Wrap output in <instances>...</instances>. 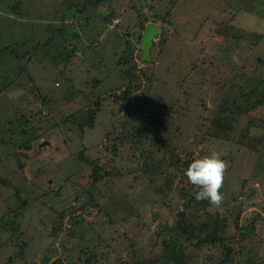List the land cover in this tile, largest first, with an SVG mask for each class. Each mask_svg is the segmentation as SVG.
Masks as SVG:
<instances>
[{"label": "rangeland", "instance_id": "374dc122", "mask_svg": "<svg viewBox=\"0 0 264 264\" xmlns=\"http://www.w3.org/2000/svg\"><path fill=\"white\" fill-rule=\"evenodd\" d=\"M93 1L0 0V264H264V0Z\"/></svg>", "mask_w": 264, "mask_h": 264}, {"label": "clouds", "instance_id": "9594fccd", "mask_svg": "<svg viewBox=\"0 0 264 264\" xmlns=\"http://www.w3.org/2000/svg\"><path fill=\"white\" fill-rule=\"evenodd\" d=\"M227 165L218 151L191 160L183 170L186 180L198 187L194 198L198 201L207 200L211 205L219 206L223 193L219 191Z\"/></svg>", "mask_w": 264, "mask_h": 264}, {"label": "trees", "instance_id": "16d2710c", "mask_svg": "<svg viewBox=\"0 0 264 264\" xmlns=\"http://www.w3.org/2000/svg\"><path fill=\"white\" fill-rule=\"evenodd\" d=\"M98 1L101 2V0H95L93 2H98ZM160 38H161V35H160ZM160 42L163 43L165 41H163L162 39H160ZM4 49L5 50H10L9 51L10 55H14L15 54L12 51V49L9 48V47H4ZM129 78H131V77H129ZM94 115L95 114H93V116H91L90 120L87 123L85 122L83 124V125H85L87 127V129L94 128V126L92 124L93 123V119L95 117ZM218 125H220V121H218ZM80 155H81V158L84 160L83 153L80 154ZM94 172H95V174L92 176L93 186L96 185L98 183V181H99V179H98L99 175H98V173H96L97 172L96 167L94 168ZM97 175H98V177H97ZM209 205H210L209 201L204 200L203 201V205H202L201 202L198 201V200H196L194 198V196H193L190 199V201L185 205V210L186 211L192 210L193 209V206H194L195 210L201 208L202 210L205 211L206 208H207V206H209ZM219 219L220 218H219V216L216 213L210 214V213H208V211H206V221H205V224L206 225H205V227H207V224L210 223V222L213 224L214 227H213L212 230H208L206 228L205 229H202L201 228L202 230H204L203 232H205V233H206V231L210 232V234L207 235V239H208L209 242L215 243V244H222V242H223L222 239H220V237L218 235V231H219ZM186 220H187L186 212L183 211V212L179 213L178 220L176 221V225L174 227L175 231L183 234L182 233L184 231V229H183V223H185ZM187 222L188 223H192V220L191 219H188ZM162 245L164 246V248H169V246L167 244H165V243L164 244L162 243ZM198 247L199 248L203 247V242L202 241L198 244ZM229 253L230 252H228V254L226 255V257L224 259L225 261H228ZM184 257H185V254H184V252H183L182 249L181 250H173V249L170 248V250L167 252V258L166 259H167L168 262L174 261V262L177 263V262L182 261ZM87 264H89V261L87 262Z\"/></svg>", "mask_w": 264, "mask_h": 264}, {"label": "water", "instance_id": "95a60500", "mask_svg": "<svg viewBox=\"0 0 264 264\" xmlns=\"http://www.w3.org/2000/svg\"><path fill=\"white\" fill-rule=\"evenodd\" d=\"M158 34L159 28L157 24L150 23L146 26L139 45V50L142 52L141 59L143 61H150V51ZM155 216L153 215L152 218L154 219Z\"/></svg>", "mask_w": 264, "mask_h": 264}]
</instances>
